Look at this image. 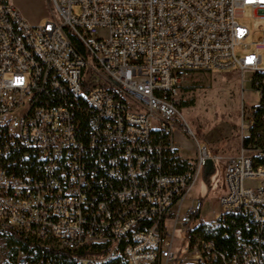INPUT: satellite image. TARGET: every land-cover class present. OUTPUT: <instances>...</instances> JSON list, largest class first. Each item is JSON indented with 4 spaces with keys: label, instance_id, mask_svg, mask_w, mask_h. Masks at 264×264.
<instances>
[{
    "label": "built area",
    "instance_id": "2783aa9c",
    "mask_svg": "<svg viewBox=\"0 0 264 264\" xmlns=\"http://www.w3.org/2000/svg\"><path fill=\"white\" fill-rule=\"evenodd\" d=\"M50 2L31 24L0 1V240L26 245L12 264L34 247L69 264H264V0ZM210 69L247 73L257 103L205 217L202 199L181 208L206 145L182 173L163 152L191 148L181 89Z\"/></svg>",
    "mask_w": 264,
    "mask_h": 264
},
{
    "label": "rangeland",
    "instance_id": "374dc122",
    "mask_svg": "<svg viewBox=\"0 0 264 264\" xmlns=\"http://www.w3.org/2000/svg\"><path fill=\"white\" fill-rule=\"evenodd\" d=\"M15 5L22 17L33 24L45 19L50 0H7ZM77 10V6H74ZM238 22L250 31L245 43L255 40L260 21L253 16L250 9L245 8ZM237 51V49H236ZM261 56L260 67H264V48L257 51ZM185 102V105H182ZM257 103V96L249 82L247 73L240 74L230 70H200L193 74L192 80L181 89L180 116L178 126L185 131L191 148L178 147L175 154L185 160L188 165L197 160V146L205 144L208 158L204 167L207 180L201 176L193 184L182 204L183 208L192 200L202 199L201 212L209 217L210 210H217L218 196L223 189L222 170L227 156L239 151V134L241 113L244 109ZM214 156V160L212 159ZM247 184H259L248 181ZM0 241V264H12Z\"/></svg>",
    "mask_w": 264,
    "mask_h": 264
},
{
    "label": "trees",
    "instance_id": "16d2710c",
    "mask_svg": "<svg viewBox=\"0 0 264 264\" xmlns=\"http://www.w3.org/2000/svg\"><path fill=\"white\" fill-rule=\"evenodd\" d=\"M0 1L5 2L6 0ZM182 105H185V102H182ZM158 140H160L162 144L165 143L164 135L155 131L153 141L157 142ZM189 166L190 165H188L185 160H182L175 154V150L163 152V167L165 172L182 173L189 170ZM204 167L201 168L200 176L204 181H206L208 174L205 172ZM0 241L3 243L5 248H10V251H8L7 254L11 260H13L15 254L14 246L18 245L20 248H25L26 246L19 237L14 235H10L5 240ZM220 242L221 239L218 238L217 243L220 244ZM29 258L31 264H69L72 262L71 255L68 252L49 251L38 247H34L31 251H29Z\"/></svg>",
    "mask_w": 264,
    "mask_h": 264
},
{
    "label": "crops",
    "instance_id": "0c3cea01",
    "mask_svg": "<svg viewBox=\"0 0 264 264\" xmlns=\"http://www.w3.org/2000/svg\"><path fill=\"white\" fill-rule=\"evenodd\" d=\"M7 1V0H6ZM8 2V1H7ZM10 3V2H9ZM12 4V3H11ZM13 5V4H12ZM14 7H15V5H13ZM19 11V10H18ZM22 15V14H21ZM24 18V17H23ZM25 19V18H24ZM26 20V19H25ZM27 21V20H26ZM27 22H29V21H27ZM29 23H31V24H33V22H29Z\"/></svg>",
    "mask_w": 264,
    "mask_h": 264
}]
</instances>
